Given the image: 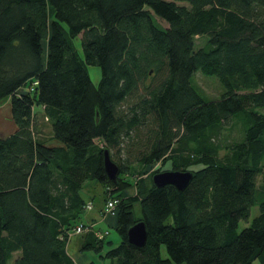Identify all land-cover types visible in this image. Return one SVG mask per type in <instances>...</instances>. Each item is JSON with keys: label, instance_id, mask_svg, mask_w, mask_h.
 Here are the masks:
<instances>
[{"label": "trees", "instance_id": "16d2710c", "mask_svg": "<svg viewBox=\"0 0 264 264\" xmlns=\"http://www.w3.org/2000/svg\"><path fill=\"white\" fill-rule=\"evenodd\" d=\"M87 66L99 68L96 85ZM197 71L217 79V99L196 92ZM7 97L17 130L0 138V264H75L66 244L86 229L88 181L103 205L116 201L118 244L89 231L80 249L101 262L264 264V0H0ZM36 106L60 146L39 137ZM234 126L240 138L227 141ZM104 150L116 154L115 183ZM166 164L193 174L181 192L152 185ZM138 221L141 248L126 239Z\"/></svg>", "mask_w": 264, "mask_h": 264}, {"label": "rangeland", "instance_id": "374dc122", "mask_svg": "<svg viewBox=\"0 0 264 264\" xmlns=\"http://www.w3.org/2000/svg\"><path fill=\"white\" fill-rule=\"evenodd\" d=\"M155 21L158 25H160L161 27H166V24L164 22H162L161 20L155 18ZM205 38L204 37H196L194 39V49L202 46L204 44ZM74 47L77 50L78 54L80 55V57L82 58V51H81V46H80V42L79 39H75L73 41ZM87 73L89 75V78L91 80V82L96 85L99 77H100V71L99 68L96 66H87ZM191 84L193 85V87L196 89V92L205 100V101H212L215 100L219 97V95L222 93L223 89L220 86V84L218 83L217 79L214 76H209V75H203L200 72H195L192 75L191 78ZM264 113V109L261 111ZM49 125L45 126V129L43 130V136L47 139L50 136V131H49ZM223 137L229 141V140H239L240 135L238 132V128H236L235 126L233 127V129L231 130V132H227V130L223 131ZM96 144L98 146H101V143H97ZM124 155V154H123ZM111 160L113 162L117 161V157L116 154H113L111 157ZM160 165L157 163L155 165H152L150 167H147L145 169V172L147 174H149L150 172L154 171L155 169H157ZM168 168V165L166 164L164 167L160 168V172L162 171H168L165 170ZM146 174V175H147ZM133 187L128 188V190L126 191V193L130 194L132 192ZM82 197L84 198L85 201H92L94 203L95 209L96 207L100 206L102 203V187L99 183H97L96 181H88L85 183L83 190H82ZM92 199V200H91ZM133 211L135 213L136 216H139V208H138V204H134L133 206ZM85 214V213H84ZM87 214H92L90 212H87ZM258 214V208L257 206H253L250 208L249 210V216H248V222L255 217ZM247 226V223L243 222V221H239L237 224V232H239L241 229H243L244 227ZM96 228H99L101 231L100 232H106V236L104 237V241H109L112 244V247L116 246L119 242V237L116 234V232L114 231L113 228L107 227L105 224H100L98 226H96ZM106 248H104L105 250ZM89 257H92L95 261L96 264H106V262H101L98 259V256L90 251H87L86 253ZM159 255L162 259H166L167 258V254L165 252V249L163 246H160L159 248ZM17 256V254L14 255V258ZM8 264H13V261L10 260L8 262ZM174 264V263H171ZM183 264V263H182Z\"/></svg>", "mask_w": 264, "mask_h": 264}, {"label": "crops", "instance_id": "0c3cea01", "mask_svg": "<svg viewBox=\"0 0 264 264\" xmlns=\"http://www.w3.org/2000/svg\"><path fill=\"white\" fill-rule=\"evenodd\" d=\"M22 90V89H21ZM0 138H5L16 132L17 127L11 116V108H10V98L7 97L3 100H0ZM34 120L36 122L37 130L39 132V137L42 141L48 146H60V144L52 138L51 127H49L50 136L49 138H45L43 136V130L45 126L49 125L48 120L44 116V110L42 106H36L33 108ZM92 200V199H91ZM87 204H92L91 210H86L82 218V223L86 225V233L87 232H95L101 231L99 228H96L98 225L105 224L107 227L113 228L114 226V218L104 216L101 212L104 202V196L102 193V203L100 206H94V203L90 200L86 201ZM90 212L92 214H87ZM85 235V234H84ZM84 235L71 233L69 235L67 244H66V253L68 256L74 261L75 264H87L89 261H94L92 257H89L87 254L81 252V246L84 241Z\"/></svg>", "mask_w": 264, "mask_h": 264}, {"label": "water", "instance_id": "95a60500", "mask_svg": "<svg viewBox=\"0 0 264 264\" xmlns=\"http://www.w3.org/2000/svg\"><path fill=\"white\" fill-rule=\"evenodd\" d=\"M102 167L107 180L110 183H115L119 174V169L115 163H113L108 152L104 150L102 152ZM193 174L189 171H162L154 173L151 176V183L155 188H161L166 185L174 187L178 192H181L192 180ZM126 239L129 244L136 248H141L145 244L146 231L141 221L136 222L126 231Z\"/></svg>", "mask_w": 264, "mask_h": 264}, {"label": "built area", "instance_id": "2783aa9c", "mask_svg": "<svg viewBox=\"0 0 264 264\" xmlns=\"http://www.w3.org/2000/svg\"><path fill=\"white\" fill-rule=\"evenodd\" d=\"M36 84H37L36 82H33L31 86L34 87ZM32 87H25L21 90V92H24V93L29 92L32 90ZM0 110H1V106H0ZM115 203H116L115 200L108 199L102 207V210H101L102 214L104 216L114 218V216H115ZM91 209H92V204L88 203L85 207V210H91ZM73 233L84 235L86 233V229L80 225L74 229ZM106 234H107L106 232H100V231L95 232V236L98 240L102 239L104 236H106Z\"/></svg>", "mask_w": 264, "mask_h": 264}]
</instances>
